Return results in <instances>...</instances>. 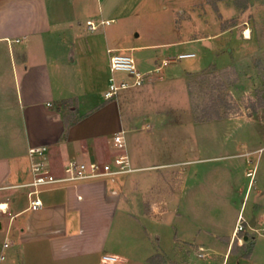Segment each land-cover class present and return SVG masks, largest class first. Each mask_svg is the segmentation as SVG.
Listing matches in <instances>:
<instances>
[{"label": "crops", "instance_id": "1", "mask_svg": "<svg viewBox=\"0 0 264 264\" xmlns=\"http://www.w3.org/2000/svg\"><path fill=\"white\" fill-rule=\"evenodd\" d=\"M65 20L69 19L55 0H0V205L5 208L0 212H10L7 231L18 242L6 255L5 264H101L104 254L116 256L114 264H130L133 259L112 251L109 241L113 225L123 223L131 224L135 248L154 254L155 239L162 254L176 259L177 264H262L258 261L261 249L256 243L248 256H237L243 244L236 242L234 235L239 213L248 221L254 218L256 223L258 218L264 222L261 160L244 171L245 176L248 172L254 174L255 186L249 192L253 189L250 198L248 183L231 228L193 216L192 198L196 192L187 183L182 186V160H167L164 151L151 149L154 144L170 141L165 107L170 103L167 96L171 90L158 88L153 82L104 99L106 89L94 87L95 83L86 87L79 79L77 29ZM87 20L90 19L85 23ZM64 30L70 35L72 31L74 38L62 39L58 32ZM179 37L132 46L164 48L159 57L154 52L146 55L147 65L142 71L154 67L168 53H182L172 51L188 43H182ZM86 45L90 56L91 42ZM56 46L66 55L53 52ZM108 48L112 49L106 47V53ZM171 69L169 65L152 74L165 76ZM173 71L181 74L182 67L178 65ZM120 129L125 130L133 171L42 188L38 194L42 206L29 209V188L19 186L31 179L29 148L46 146L48 164L60 175L66 152L86 162L111 160V135ZM256 150L209 159L232 157L241 163ZM183 173L190 174L186 170ZM171 175L174 182L168 190L172 192L165 193L160 185ZM176 223L182 224V231ZM171 225L175 230L172 237L164 231ZM198 252L203 253V260L195 258ZM41 255L50 262H36Z\"/></svg>", "mask_w": 264, "mask_h": 264}, {"label": "rangeland", "instance_id": "2", "mask_svg": "<svg viewBox=\"0 0 264 264\" xmlns=\"http://www.w3.org/2000/svg\"><path fill=\"white\" fill-rule=\"evenodd\" d=\"M55 2L63 8L65 17L69 19L65 22L69 21L68 23L76 26V47L80 52L77 59L80 65L79 79L86 87L95 83L93 86L96 88H107L110 72L106 65V47H111L115 53L132 55L138 68L142 70L147 65L146 55L154 52L159 57L164 48L138 49L131 48L132 46L161 43L177 36H181L178 39H182V43L188 42L173 47L172 51L194 52L192 57L178 59L177 54L168 53L165 57L170 61L160 69L163 71L169 65L174 69L179 65L182 67L181 74L171 69L168 75H153L151 72L161 65L162 59L154 67L145 70L148 76L140 87L155 82L156 87L171 90L167 96L170 103L165 107V118L170 124V141L154 144L151 149L155 152L164 151L167 160H182V186L187 183L196 192L194 200L192 198L195 204L192 208L193 216L204 221H216L225 229L231 228L248 183L247 196L252 186H255L254 174L245 176L244 171L252 169L256 160H261V166L264 167V0ZM73 9L75 15L71 16ZM87 18L96 24L106 19L110 22L98 25L92 31L85 23ZM246 30H249L246 32L247 36ZM69 32L71 35L67 30L58 32V35L64 40L74 38L72 31ZM52 37H57L56 33ZM194 39L197 40L193 41ZM87 41L91 42L90 56V53L86 54ZM53 50L58 55H66L65 50H59L57 46ZM130 89L134 88L126 90ZM217 110L220 117L214 116ZM180 123L181 129L175 127ZM261 147L263 148L260 150ZM247 150H256L245 157L248 163L245 159L239 163L240 159L232 157L209 159ZM190 160H193L191 164H185ZM185 170L190 172L189 176L183 173ZM173 182L172 175L166 177L160 188L166 193ZM168 192L171 193L172 190ZM158 193L162 196V192ZM252 193L253 189L250 198ZM179 210L182 214V207ZM9 215L10 212H0V251L5 238L12 243L5 250L6 255L18 243L14 240L13 233L7 231ZM12 222L15 226L16 221ZM172 226L164 228L171 237L175 234ZM243 226L244 230L235 236L236 242L243 244L237 256H248L256 243L261 249L258 261L264 264V235L261 231L254 232L251 229L263 227V223L257 218L253 226L246 222ZM177 228L182 231V224H177ZM115 231L118 237L113 235ZM132 236L130 223L114 224L109 240L111 250L127 254L133 259L130 264H177L176 259L162 254L155 239L152 240L155 247L153 254L139 250L138 246L135 248ZM195 258L203 260L198 256ZM36 262L46 263L50 260L41 255Z\"/></svg>", "mask_w": 264, "mask_h": 264}, {"label": "built area", "instance_id": "3", "mask_svg": "<svg viewBox=\"0 0 264 264\" xmlns=\"http://www.w3.org/2000/svg\"><path fill=\"white\" fill-rule=\"evenodd\" d=\"M109 22L110 20H100L99 24H109ZM86 25L90 30H93L98 24H95L92 20H87ZM107 53L110 76L108 78L107 88L103 93L104 99L114 98L123 90L138 88L144 84L148 76L147 72L142 71L137 67L132 55L115 53L113 52V49L110 48L107 49ZM193 55V53L187 52L179 53L176 57L182 59L192 57ZM169 61V59L163 58L161 60V67L158 66L153 72L159 71L162 67L166 66ZM116 73H119V75L117 76ZM111 142L114 147V155L111 160L105 162H86L71 156L66 152L60 175H56L48 164V149L46 146H34L29 148V155L31 157V179L28 182L19 185L20 187L29 188L28 195L31 196L29 209L36 210L42 206V201L38 196L42 188L96 178L118 176L133 171L134 168L131 166L126 146L125 130L120 129L114 131L111 135ZM250 173L251 172H248V175ZM4 209L5 208L0 205V210L4 212ZM244 222L249 224V221L239 213L234 228L235 236H237L239 231L244 230ZM262 223L263 227H253L251 228L252 231H261V234L264 235V222ZM10 245L11 242L9 240L3 241L0 252V264H5V250L9 248ZM199 249L201 250L202 248L199 247ZM197 256L202 257L203 253L198 252ZM100 261L101 264H112L116 261V256L104 254Z\"/></svg>", "mask_w": 264, "mask_h": 264}, {"label": "water", "instance_id": "4", "mask_svg": "<svg viewBox=\"0 0 264 264\" xmlns=\"http://www.w3.org/2000/svg\"><path fill=\"white\" fill-rule=\"evenodd\" d=\"M255 224V222H254V218H251V220L249 221V225L250 226H253Z\"/></svg>", "mask_w": 264, "mask_h": 264}, {"label": "trees", "instance_id": "5", "mask_svg": "<svg viewBox=\"0 0 264 264\" xmlns=\"http://www.w3.org/2000/svg\"><path fill=\"white\" fill-rule=\"evenodd\" d=\"M215 117H220L218 110L216 111V114L214 115Z\"/></svg>", "mask_w": 264, "mask_h": 264}, {"label": "bare ground", "instance_id": "6", "mask_svg": "<svg viewBox=\"0 0 264 264\" xmlns=\"http://www.w3.org/2000/svg\"><path fill=\"white\" fill-rule=\"evenodd\" d=\"M249 34V33H248Z\"/></svg>", "mask_w": 264, "mask_h": 264}]
</instances>
